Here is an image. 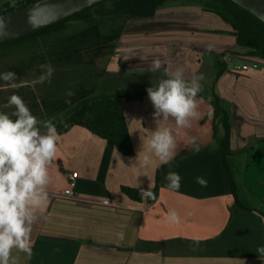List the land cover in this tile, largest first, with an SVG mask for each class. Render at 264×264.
Here are the masks:
<instances>
[{
    "label": "crops",
    "instance_id": "obj_1",
    "mask_svg": "<svg viewBox=\"0 0 264 264\" xmlns=\"http://www.w3.org/2000/svg\"><path fill=\"white\" fill-rule=\"evenodd\" d=\"M161 10L158 21L126 25L130 37L118 41L105 74L113 80L111 89L119 92L131 89L126 84L141 91L156 87L168 78L166 69H183L186 81L203 74L196 97L199 118L191 127L176 130L172 118L154 119L149 97L124 100L135 151L131 157L80 127L59 136L49 165L48 203L33 225L31 255L13 249L17 264H264V253L258 251L264 247V218L235 204L221 151L211 149L164 169L155 157L146 169L136 161L142 144L157 128L174 129V158L192 149L193 138L201 148L212 146V121L206 118L212 106L200 96H209L213 89L230 114L234 151L251 139L264 138V60L246 56L232 27L199 6ZM224 53L258 67L239 75L222 63ZM155 59L165 63L152 72ZM222 64L227 70L217 80ZM228 161L240 202L264 213V142ZM159 169L162 180L154 204L131 202L121 193L123 186L154 187ZM169 172L180 175L178 190L169 189ZM72 173L78 174L73 186L68 179ZM198 177L207 180V187L196 182ZM69 188L72 194L65 196ZM170 210L179 214L180 223L166 220Z\"/></svg>",
    "mask_w": 264,
    "mask_h": 264
},
{
    "label": "trees",
    "instance_id": "obj_2",
    "mask_svg": "<svg viewBox=\"0 0 264 264\" xmlns=\"http://www.w3.org/2000/svg\"><path fill=\"white\" fill-rule=\"evenodd\" d=\"M37 1L39 0H12L11 3L6 2L0 8V14L25 7ZM175 1L180 2L182 6L192 5L191 3L195 2L196 4L194 5L201 7L204 12L216 15L232 27L237 46L240 49L247 50L246 56L264 60V22L232 0H192L194 2L190 0H105L38 32L1 44L0 49L61 34L66 31L69 22L100 24L102 20L106 19L113 23L122 20L120 26H115L113 29L112 37L114 38V43L111 44L107 40H100L94 45L97 47L96 49H99V54L106 51L110 58L114 55L117 43L129 21L153 19L158 11L170 6ZM99 54L93 55V58L90 59L86 58V72L76 75V77L82 78L78 80L80 82L78 84L80 85L79 89L75 88L77 82L75 79L71 82H62L64 80L62 78L71 77L69 70H65L64 73L60 70H54L51 81H45L42 84L34 83L42 74L41 69L34 72L24 70L20 72L21 75L34 81H24L21 87L14 89L13 94L22 97L38 120H51L59 136L68 133L74 127H80L113 144L115 149L123 156L131 157L135 154V151L124 113L123 101H141L148 97V93L147 90L136 92L112 90L109 82L113 80L110 75L105 74V71L103 74L104 79L93 84L95 73L92 72V69L98 67L97 58ZM73 61L77 62L76 59ZM42 64H46L45 61ZM220 67L217 80L227 70L225 64ZM62 83L64 86L61 85ZM69 90L74 92L71 97L66 95ZM200 97L206 99L212 106L211 116L206 117L212 121V146L206 148L199 146L200 150L198 152L194 151V146L190 150H184L171 160L169 164H164L162 169L209 153L211 149L219 150L223 153V165L230 178V193L234 198L235 204L243 210L255 212L264 218L263 212L257 209H250L240 202L238 184L228 161L230 157L249 153L257 144L264 142V138L251 139L247 147L234 151L232 147L233 127L231 117L228 110L224 107L221 97L214 89L209 96ZM66 100L71 102L66 103ZM7 108V111H0V113L11 115L15 111L14 106ZM12 118L15 119V117ZM41 131L44 132L46 129L41 127ZM59 166L62 169L60 162ZM161 180L162 170L159 169L156 173L155 185L151 188L156 195L155 200L141 199L140 189L148 190L149 188L123 186L121 187V193L131 202L151 205L158 200Z\"/></svg>",
    "mask_w": 264,
    "mask_h": 264
},
{
    "label": "clouds",
    "instance_id": "obj_3",
    "mask_svg": "<svg viewBox=\"0 0 264 264\" xmlns=\"http://www.w3.org/2000/svg\"><path fill=\"white\" fill-rule=\"evenodd\" d=\"M5 34L7 23L0 18V35ZM164 63L160 59L153 60L150 71L159 70ZM40 68L42 74L34 83L50 82L54 72L52 65L41 64ZM166 74L167 79L147 89L155 109L153 117L160 121L158 118L162 116L165 122L172 118L176 130L189 128L191 121L200 116L196 97L201 91L199 81L204 76L200 74L186 81L181 68L170 72L166 69ZM17 79L13 71L0 73V80L7 82L13 89L23 85V82L17 83ZM66 95L71 97L74 92L69 90ZM70 102L66 100V103ZM11 106L15 108L11 115L0 113V264H17L16 258L12 256L13 249L31 255L33 225L39 218V212L48 203L49 165L56 157L59 141L52 121L38 120L22 97L11 95L5 107ZM41 127L46 131L42 132ZM191 144L194 151L200 150L195 138ZM176 147L174 129L157 128L152 131L146 145L142 144L136 161L139 167L145 169L152 165L153 157L161 164H169L175 156ZM165 178L169 181V189L178 190L181 187L178 173L169 172ZM196 182L207 187V180L203 177H198ZM140 196L143 200L156 199L151 186L148 190L140 189ZM166 220L178 224L180 216L175 210H170ZM258 251L264 253V247Z\"/></svg>",
    "mask_w": 264,
    "mask_h": 264
},
{
    "label": "rangeland",
    "instance_id": "obj_4",
    "mask_svg": "<svg viewBox=\"0 0 264 264\" xmlns=\"http://www.w3.org/2000/svg\"><path fill=\"white\" fill-rule=\"evenodd\" d=\"M192 1V0H190ZM6 2H12V0H0V8ZM194 2V1H192ZM192 5L196 4L191 3ZM171 5H181L180 2H172ZM166 6L164 9L168 8ZM162 11V10H161ZM163 20V19H161ZM122 20H118L117 23H113L112 21L106 19L102 20V23L97 24H89V23H77V22H69L66 31L61 34H57L55 36H49L45 38L37 39L36 41L19 44L17 46L8 47L5 49H0V73H4L7 71H13L17 74V83L24 81H34L24 78L21 75V71H37L40 70V65L42 63H50L54 70H60L61 72L65 70H69L71 73V77L62 78L64 79L62 82H71L74 79L76 82V89H79L80 82L82 78L76 77L79 73L81 75L82 72H86V58H93V55L99 54V49H96L94 45L97 44L100 40H107L111 44L113 42V29L115 26H120ZM154 22L158 21V18L153 19H145V20H132L129 21L126 25L131 27L130 25L137 22ZM128 38L130 35L124 30L121 38ZM119 39V40H120ZM116 53L112 57L109 58L107 52H101L97 58V68L92 69V72L95 73L93 80V84L98 83L102 79H104V71H106V65L109 62H112L111 59L115 56ZM76 59L77 62L73 60ZM245 62L246 59H244ZM243 63V60L235 58L230 63H228L229 70H234L235 73L239 75H243V72L237 71L235 69L236 65H240ZM86 75H88L86 73ZM76 77V78H75ZM106 77V76H105ZM107 78V77H106ZM24 84V83H23ZM64 86V84H61ZM78 85V87H77ZM130 86L131 89H127V92H136L141 91L134 88L132 85L126 84ZM73 86V84H72ZM206 89V88H205ZM245 89L248 91V85H245ZM132 90V91H129ZM14 89L8 86L7 82L0 80V111H7L8 108L5 105L8 104V100L11 95H13ZM205 94L207 92H204ZM203 93V94H204ZM242 101H246L243 100ZM5 100V101H4ZM10 110V109H9ZM248 146V142L246 143V147ZM247 154V153H246Z\"/></svg>",
    "mask_w": 264,
    "mask_h": 264
},
{
    "label": "water",
    "instance_id": "obj_5",
    "mask_svg": "<svg viewBox=\"0 0 264 264\" xmlns=\"http://www.w3.org/2000/svg\"><path fill=\"white\" fill-rule=\"evenodd\" d=\"M103 1L105 0H39L1 13L0 18L7 23V34L0 35V45L38 32ZM232 1L264 22V0Z\"/></svg>",
    "mask_w": 264,
    "mask_h": 264
},
{
    "label": "built area",
    "instance_id": "obj_6",
    "mask_svg": "<svg viewBox=\"0 0 264 264\" xmlns=\"http://www.w3.org/2000/svg\"><path fill=\"white\" fill-rule=\"evenodd\" d=\"M238 58L237 55L231 54V53H224V55L221 57V61L222 63L228 64L230 63L233 59ZM239 59V58H238ZM258 67V63L256 62H249V63H242L240 65H236L235 69L237 71H241V72H247L251 69H256ZM78 174L77 173H72L70 175H68V179L70 182V185L73 186L75 180L77 179ZM65 196H70L72 194V190L71 188L65 190L64 192Z\"/></svg>",
    "mask_w": 264,
    "mask_h": 264
}]
</instances>
